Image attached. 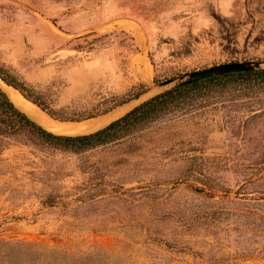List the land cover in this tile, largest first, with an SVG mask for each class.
I'll return each mask as SVG.
<instances>
[{"label": "rangeland", "instance_id": "374dc122", "mask_svg": "<svg viewBox=\"0 0 264 264\" xmlns=\"http://www.w3.org/2000/svg\"><path fill=\"white\" fill-rule=\"evenodd\" d=\"M256 61L264 0H0V67L78 119L58 121L127 106L117 119L165 80ZM185 103L79 153L10 142L0 241L74 264H264V84Z\"/></svg>", "mask_w": 264, "mask_h": 264}, {"label": "trees", "instance_id": "16d2710c", "mask_svg": "<svg viewBox=\"0 0 264 264\" xmlns=\"http://www.w3.org/2000/svg\"><path fill=\"white\" fill-rule=\"evenodd\" d=\"M0 79L52 118L78 120L52 112L41 95L2 67ZM231 83L264 84V69L221 73L167 90L145 100L104 127L77 135L57 134L45 129L19 109L0 87V153L12 141L79 153L131 135L161 116L181 110L186 101L203 92ZM0 264H74V261L67 254L55 250H40L34 243L0 241Z\"/></svg>", "mask_w": 264, "mask_h": 264}, {"label": "bare ground", "instance_id": "6f19581e", "mask_svg": "<svg viewBox=\"0 0 264 264\" xmlns=\"http://www.w3.org/2000/svg\"><path fill=\"white\" fill-rule=\"evenodd\" d=\"M123 26L125 27L127 26V24ZM140 65V75L143 77L147 76L150 72V66L144 60L140 61ZM0 83L4 86L3 90L5 91V93L19 109L25 112L32 120L54 133L73 135L92 132L105 126L106 123H109L110 121L114 120L127 109V106L124 105L102 116L86 119L84 121L79 122L58 121L51 118L48 114L42 111L40 107L24 98L20 94V92L14 89L13 87L5 84L2 80H0Z\"/></svg>", "mask_w": 264, "mask_h": 264}, {"label": "water", "instance_id": "95a60500", "mask_svg": "<svg viewBox=\"0 0 264 264\" xmlns=\"http://www.w3.org/2000/svg\"><path fill=\"white\" fill-rule=\"evenodd\" d=\"M263 64L264 62H258V61L256 62H228V63L218 64V65H214L208 68L192 71L183 76L174 77L172 79H168V80L161 82L159 86L164 87V89L157 94H160L162 92H165L167 90H170V89H173V88L185 85V84L196 82L198 80H201V79H204L210 76L221 74V73L264 69ZM82 134H85V133H82ZM66 135H71V134H66ZM73 135H77V134H73Z\"/></svg>", "mask_w": 264, "mask_h": 264}]
</instances>
